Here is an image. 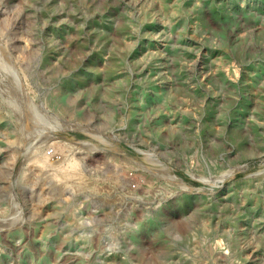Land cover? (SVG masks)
Wrapping results in <instances>:
<instances>
[{
	"label": "rangeland",
	"instance_id": "374dc122",
	"mask_svg": "<svg viewBox=\"0 0 264 264\" xmlns=\"http://www.w3.org/2000/svg\"><path fill=\"white\" fill-rule=\"evenodd\" d=\"M0 264H264V0H0Z\"/></svg>",
	"mask_w": 264,
	"mask_h": 264
},
{
	"label": "bare ground",
	"instance_id": "6f19581e",
	"mask_svg": "<svg viewBox=\"0 0 264 264\" xmlns=\"http://www.w3.org/2000/svg\"><path fill=\"white\" fill-rule=\"evenodd\" d=\"M161 2V1H160ZM181 7V6H180ZM182 8V7H181ZM177 9H179V6H177L176 8V12L178 11ZM181 10V9H180ZM175 12V11H173ZM180 14V13H179ZM178 16V15H177ZM214 75V74H213ZM217 80V79H216ZM262 81V80H261ZM220 82V81H219ZM224 101V100H223ZM180 131V130H179ZM184 134V133H183ZM40 152V151H39ZM43 155V154H42ZM41 156V155H40ZM44 157V156H43ZM38 160V159H37ZM36 163V162H35ZM35 165V164H34ZM36 166V165H35ZM37 166H38V163H37ZM36 166V167H37ZM39 166H40V169L41 171H43L48 178H49V175H52L54 177V179H56V183H67L69 182L70 180L72 179H79L81 174H80V169H79V165L77 163V161H70L68 162V165L65 166V167H52V168H49L47 166V162L45 161L44 158H42L40 160L39 158ZM39 168V167H38ZM39 170V169H38ZM39 173H40V170H39ZM42 173V172H41ZM44 175V176H45ZM45 178V177H44ZM51 178V177H50ZM74 182V180L72 181ZM78 182V181H77ZM223 204V203H222ZM220 206V205H219ZM230 211V210H229ZM189 226V223L185 224L184 227H187ZM206 231V230H205Z\"/></svg>",
	"mask_w": 264,
	"mask_h": 264
}]
</instances>
